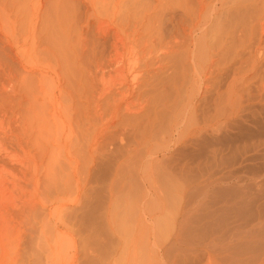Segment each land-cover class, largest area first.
Wrapping results in <instances>:
<instances>
[{"label": "rangeland", "instance_id": "rangeland-1", "mask_svg": "<svg viewBox=\"0 0 264 264\" xmlns=\"http://www.w3.org/2000/svg\"><path fill=\"white\" fill-rule=\"evenodd\" d=\"M262 23L264 0H0V180L5 182L0 187V247L6 248L0 264H9L7 250L11 254L14 247L29 264H125L134 221L126 212V189L108 195L115 160L110 157L118 143L104 144V138L130 124L132 147L160 121H173L191 91L200 101V124L207 122L212 104L229 108L227 89L234 77L246 72L245 84L253 85L264 76L252 77L246 62L253 58ZM193 37L213 60V72L202 79L187 57ZM260 46L264 49V41ZM116 55L125 66L121 77L109 66ZM240 61L244 66L238 70ZM102 73L106 85L136 76L130 100L140 95L146 105L142 117L131 118L121 108L112 119L108 99L99 97ZM128 87L125 83L121 90ZM252 87L241 91L243 107L237 111L244 137L234 135L238 127L232 133L236 141L225 135L223 152L215 157L227 164L210 158L211 147L201 152V166L212 160L202 166L212 170L203 172L220 174L222 180L193 189L195 194L184 201L174 196L179 185L171 186L169 177L157 180L158 191L165 194L155 202L154 264L170 259V264H215L199 249L185 251L197 240L224 250L231 259L222 257L227 264L241 263L238 256L244 263L264 264V247L252 240L249 248L244 245L250 237L264 241V218L252 209L257 201L250 208L246 196L253 163L240 148L252 129L244 113L256 102L248 99ZM238 89L236 83L237 94ZM20 207L25 211L16 219L11 213ZM180 220L179 243L173 237ZM87 249L95 251L84 259ZM255 253L260 256L249 260Z\"/></svg>", "mask_w": 264, "mask_h": 264}, {"label": "bare ground", "instance_id": "bare-ground-1", "mask_svg": "<svg viewBox=\"0 0 264 264\" xmlns=\"http://www.w3.org/2000/svg\"><path fill=\"white\" fill-rule=\"evenodd\" d=\"M199 27L200 26L198 24L193 26L190 34H192L194 31L196 32V29H198ZM260 29H261V36L257 37L256 38L257 41L253 43L254 45L253 58H251V60L246 61L247 63H249L250 61L249 71H253L252 73H254V75L252 77L254 78L255 76L260 75L261 73H264V62H262L264 61V56L260 54L262 53L260 51L264 50L260 46L262 41H264V23L260 24ZM190 43L191 44L189 45L187 51V57L190 60L191 67L195 68L196 70L197 69L199 70V79L200 78L202 79L203 77H205L207 71L211 73L213 72L211 70V67L213 65V60L211 57L207 58L209 53L208 49L203 44H201V42L198 41L197 38L195 37L191 38ZM121 58L122 57L120 55L119 56L116 55V57L109 63V66L112 67V72L114 74L119 73L118 77H121V73L124 72L123 69L125 68ZM243 66H244V61H240L237 69L239 70ZM129 70L130 68H128V71ZM108 76L110 77L111 73H108ZM129 77L124 76L123 78L114 80L116 81V83H113V85L110 84L106 85L107 84L106 75L104 73H102L98 77V81L101 85L99 97L108 99V109L111 110L112 119H114L117 116V113L121 108H123L127 116H130L131 118L134 119H138L142 117L143 112H145L146 110V105H143V102H139V98H140L139 94L135 95V101L130 100V97L134 96V84L133 83L131 84V82H133L136 79V76L132 77L130 81L128 80ZM246 78H247L246 72H244L243 74L234 77L232 79L227 89L228 94L226 98V100H228V104L230 105V107L228 108L227 105H224V107L220 108L218 105L212 104L213 112L211 114H208V120L205 124H200L199 122L197 102L200 101L195 98L194 92L191 91L190 95L186 98L185 102L180 108L179 113L175 116V119L173 121L170 120L167 122L160 121L156 129L153 130V132L149 133L148 135H142L140 139H135L134 145L132 147H130V145L128 144V139L130 137L135 138V134H134V128L130 124H125L122 127L121 132L114 134L111 137L108 136L109 138L108 137L104 138V144L107 143L109 145H114L118 143V147L115 150V152L120 150L119 154L116 157H114L115 152L113 153L112 157H110L112 159L115 158V160L112 166L110 182L107 185L108 195L109 197H113L116 193L120 194L123 192V190L126 189V194H124L123 197L126 205V212L129 218L133 219L134 221L133 234L130 239L129 251L127 254L125 264H154V260H155L154 246H156V244L154 243L152 225L156 213L155 202L160 201L161 198L163 199L164 197L163 194H165V193L162 194L160 190L158 191L157 180L159 179V177H164L165 179V177L167 176L169 177L170 182L174 183V184L171 183V186H174L175 184L179 185L178 189L174 193V196L179 195L180 198L183 199L182 201H184L186 198L188 199L189 197H192L193 194H195L194 191H192L193 189L195 190L197 187L206 183L207 184L218 183V180L221 177V175L219 174L220 177L217 178L216 176L215 178L214 173H213L214 176H211L209 175L210 173H208L209 176H207L206 175L207 173L205 174V172L207 171L205 170H208L210 167L208 169L207 166L206 169L203 168H205L204 165H206V163L212 161L209 160L211 157L213 158L214 161L217 160L215 157H217V154L220 152V150L221 151L223 150L220 148L222 147L223 142H225L221 140L225 139V135L227 137V134L228 135L231 134L232 137V133H234L237 127L239 126L237 125L240 124V122L237 119L238 117L237 111L241 110L243 107L240 104L241 91L249 86H253V87L250 90L251 95L248 97V99L249 101L253 100L256 102H254L253 105L250 106V108L247 109L245 108L244 113L249 115L248 121L250 122L252 129L249 132L247 131L248 139L245 138L246 141L242 142L243 144L239 146L243 152L247 153L249 157V160L248 159L247 160L248 161L251 160V162L253 163V167H252L253 169L251 168L252 170H250L249 173L247 172L248 175L246 177L248 180V182L247 181L246 182L249 183L248 186L246 183V186L252 188L253 190V191H249L251 190L249 188L247 192L248 193L250 192V194L248 195H246L247 193L245 194L247 198H249V202H250V204L248 203L247 204L251 205L250 208H252V205H255L257 201L256 204L257 207H254L252 209L257 208L256 210H257L258 219H261V217L264 218V76H262V78L258 82H255V84L253 85L251 84L246 85L245 84ZM197 80L198 79H196L195 81ZM125 83L129 87L126 90H121V86H123ZM236 83H238V86H240L241 89V90L238 89L239 90L238 94L234 90ZM197 88H201V89L203 88L200 80L199 83L197 84ZM231 103L233 105H231ZM204 115L206 114L202 113V117ZM218 115L220 116L223 115L222 120L221 118L219 119ZM248 121L245 122L249 124ZM165 123L167 125L165 127H162L163 125H165ZM111 124L114 125V122H112ZM240 129L241 128L237 129V132H235L234 135H236V137L239 136L244 137L243 135L244 132L242 133V131H244L245 129L242 131ZM103 135L104 133L101 136L103 137ZM227 138H226V142L227 141L230 142L229 140H227ZM232 138L234 139L235 137ZM233 139H232V143L234 140L236 141L237 138L234 140ZM228 142L227 144L226 143L225 144L227 146L228 145L230 146ZM235 145L237 146V144ZM235 145L233 147H235ZM203 147L206 148L208 147L207 148L208 150L211 147L210 155L212 156H210V158L208 156L209 161L206 162L205 159H204L205 162L202 161L203 163H205L204 165H202L203 166L202 168L201 166L202 163H200L199 159L201 158L200 156H202L201 155L202 150L204 151ZM230 149H232L233 151L232 147H230ZM230 149L228 148V152ZM245 158H247V156ZM220 160L218 161V163L217 162L216 163L220 164L221 161L225 162V160H221V161ZM248 164L251 163H247V165ZM220 165L219 166L215 165V167H218L217 169L220 170L219 167H222ZM215 167H213V171ZM221 169H223V167ZM203 170L205 172H203ZM210 170L212 169L210 168ZM224 171L225 170H223V172ZM227 171H225L226 174L229 172ZM233 171L235 172V170ZM225 173L222 174L221 172L222 176H224ZM203 174H205L207 177H205ZM229 174L227 175L230 176ZM230 178L228 179L231 180ZM238 178L239 177H237V179ZM239 179L242 181V179L245 178L243 177ZM220 180H222V177L220 178ZM117 183H119V185L116 187ZM2 186H5V182H3V180H0V187ZM190 186L191 189L189 190ZM22 207H20L19 211H13L11 213L12 216L15 217L16 219L22 217L23 216L22 214L25 211ZM184 214L183 216H185ZM179 222H178L179 224H176L177 226L176 235L175 237H173L175 238V240H177L178 237H180L179 234L182 231L184 220L182 222L180 220ZM250 238L251 239L246 240L247 244L244 243L245 246L248 247V245L250 246L251 244L256 243L258 246H260V248L264 247V245H262L264 241L260 240L261 237L260 239H253L254 237H250ZM179 239H182V237ZM179 239L178 242L180 241ZM262 239H264V237H262ZM248 241H251L252 243L250 244L248 243ZM181 242H183V240H181ZM190 245H191L190 247H192L190 248L188 246L190 248V251L188 250V248H186L185 251L191 252L192 254H196V252L199 249L202 252L206 253L208 258L215 260L216 261L215 264H224V262L226 263V261H224L222 257L225 259L226 258L230 259V257L227 256L228 255L227 253H226L227 255H224L222 253L224 250H220L221 248L216 250L217 246L215 245V243H209L207 245L202 241L197 240V242L191 243ZM5 249H3V247H0V253L1 254L4 253ZM89 249L85 250V252L84 251L82 252V256L84 257V259H86V257L89 256L92 251H95V250L90 251ZM253 249L254 248H252V250ZM9 250H7L10 258L9 264H29L30 260L24 259V257H22V255L19 252L20 251L19 247H14L11 251L12 252L11 254ZM93 256H95V254ZM257 256H260V254L255 253L248 255L249 260L252 261L255 260ZM240 257L238 256L237 260L239 261L241 260L242 261L241 263L251 264L249 263L250 261L249 262L247 261L248 263L246 262L244 263V259H241ZM220 260L222 261L219 262ZM170 261L172 260L171 259L169 260V264L171 263ZM232 262H234V260ZM211 263L213 264V262ZM234 263L228 262V264H234ZM241 263H235V264H241Z\"/></svg>", "mask_w": 264, "mask_h": 264}]
</instances>
